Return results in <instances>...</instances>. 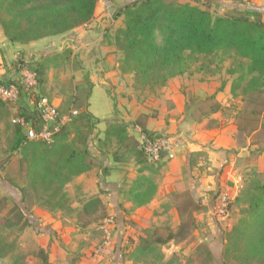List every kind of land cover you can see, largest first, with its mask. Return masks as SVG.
Returning a JSON list of instances; mask_svg holds the SVG:
<instances>
[{
	"label": "rangeland",
	"instance_id": "1",
	"mask_svg": "<svg viewBox=\"0 0 264 264\" xmlns=\"http://www.w3.org/2000/svg\"><path fill=\"white\" fill-rule=\"evenodd\" d=\"M211 1L218 5L210 7L213 16L229 15L230 5L242 4L259 12L264 22V0ZM178 2L204 7V0ZM112 21L105 22L99 30L88 27L92 36H85L76 46L66 45L64 34L56 45L46 42L12 49L1 43L0 70L6 73L1 80L20 81L24 73L41 66L43 74L34 95L55 101L61 117L77 112L51 146L63 139L65 150L86 154L92 164L89 172L64 187L58 206L46 205V198L40 199L28 188L27 163L22 155L26 146L12 151L15 129L10 121L27 109L25 95L16 106L6 107V113L0 111V264H42L41 251L49 264H226V235L237 223L241 210L233 203L235 193L254 179H264V93L255 84L242 95L249 81L244 72L247 62L233 52L221 50L211 56H191L183 75L159 79L146 87L136 77L131 63H124L117 48L115 35L122 27V18L112 17ZM25 25L22 21L20 29L25 30ZM9 34L13 36L15 30ZM6 40L15 46L7 37ZM32 42L35 41L26 44ZM113 72L115 77L106 76ZM193 84L198 85L199 94L188 90ZM94 87L97 88L92 91ZM176 87L186 100L181 111H175L177 106L166 98L167 90ZM150 117L157 121L163 118L168 131L170 126H177L175 132L168 133L171 153L156 164L142 156L139 162L141 158L131 153L133 148L138 152L136 131L130 130L131 142L126 147L110 132L115 126L130 129L137 123L144 124ZM182 117L184 127L179 123ZM194 130L196 134L215 132L217 152L222 154L217 167L210 174L205 172V176L223 178V157L232 164L228 176L232 180L224 177L209 194L197 191L208 159L198 153L188 157V147H184L186 142H194ZM211 145L212 142L208 144ZM197 165L200 171L193 169ZM144 170L153 172L149 176L157 182L158 195L143 208H133L128 202L129 192ZM110 183L117 188V199L111 190L106 192ZM94 200L97 202L85 213L83 206ZM222 204L225 210L220 213ZM197 207L200 210L193 213V227H188L183 237L158 245L161 255L144 263L129 259L141 238L164 240L177 233L181 220L187 221L188 212ZM19 211L24 220H20ZM227 264L239 263L231 260Z\"/></svg>",
	"mask_w": 264,
	"mask_h": 264
},
{
	"label": "trees",
	"instance_id": "2",
	"mask_svg": "<svg viewBox=\"0 0 264 264\" xmlns=\"http://www.w3.org/2000/svg\"><path fill=\"white\" fill-rule=\"evenodd\" d=\"M97 1L0 0V26L11 43L26 44L63 35L88 24ZM211 5L218 6L211 0H204L203 8L178 0H136L114 12V19L122 18V27L115 35L117 48L123 54L124 63L128 66L131 63L136 77L146 87L159 79L183 75L188 71L191 56H211L221 50L233 52L247 62L244 72L249 81L241 94L245 95L249 86L255 84L259 85L258 91L264 93V22L260 20V13L240 4L227 6L231 8L227 11L229 15L213 16ZM5 19L9 22H4ZM22 21L26 23L25 30L20 29ZM10 30H15L13 36L9 34ZM35 72L39 83L43 68L39 66ZM14 129L12 151L26 146L22 155L27 163L25 179L29 190L40 199L46 198V205L58 206L64 187L73 178L89 172L92 162L86 154L65 150L63 139L54 147L38 142L24 143L22 132ZM125 130L123 126H115L110 132L123 142L127 137ZM141 156L144 158L142 153H137V157ZM154 189L147 178H141L129 192L132 203L136 206L148 203ZM95 202L85 204L83 211L88 213ZM233 203L241 206V210L237 223L226 235V264L231 260L239 264H251L252 261L264 264V179L249 182ZM199 210L198 207L191 209L187 221L181 220L177 233L164 240L141 238L129 259L144 263L161 255L158 245L183 237L188 227L195 224L193 213ZM19 216L20 220L25 219L22 211ZM24 224L27 226V221ZM42 253V264H49Z\"/></svg>",
	"mask_w": 264,
	"mask_h": 264
},
{
	"label": "crops",
	"instance_id": "3",
	"mask_svg": "<svg viewBox=\"0 0 264 264\" xmlns=\"http://www.w3.org/2000/svg\"><path fill=\"white\" fill-rule=\"evenodd\" d=\"M131 0H98L97 1V4H96V7H95V11H94V15H93V18L92 20L84 25V26H81L73 31H70L65 35V44L66 45H72L74 44L75 46L78 44L79 41H81V39H83L85 36L86 38H89L91 37V33H92V30L88 29V27H93L95 26V29L94 30H99V28H102L103 24L105 22H108V23H112V16L114 14V12L128 4ZM94 32V31H93ZM63 35H58V36H53V37H45V38H42V39H39L38 41H35V42H32V43H29L28 45L26 44H19V43H16L14 44L15 46H12V44H9V42H7L6 40V36L4 35V31L2 29V27L0 26V49H1V46H9L10 48H16V49H22V47L24 49L26 48H30V47H35V46H40L42 45L43 43H49L52 44V45H56L57 41H60L59 38H61ZM77 36H80V37H77ZM76 38V40L74 41V39ZM7 42V43H6ZM2 43V45H1ZM85 43V41H84ZM64 44V42L61 43V45ZM1 60V59H0ZM114 73V72H113ZM107 73L106 76L107 77H115V73ZM5 71L4 70H0V81H2L1 79L3 78V76L5 75ZM11 75V74H10ZM114 75V76H113ZM97 88V87H94L92 88V91ZM103 89V88H101ZM167 90V89H166ZM188 90L192 93V94H195V93H198L199 94V87L198 85H190ZM92 91H91V94H92ZM104 93H105V96H106V100L109 101V105L111 104L112 106V100L110 99L108 93L106 92V90L104 89L103 90ZM90 94V95H91ZM90 95H89V98H90ZM170 96V97H168ZM167 99L170 98L172 99V101L174 102V104L177 106V109L175 111H181L182 109V106L185 104V97L180 93V89L179 88H172V90L170 92H168L167 90ZM54 105L58 106V104H56L55 101L52 102ZM89 105V103H88ZM110 106V107H111ZM119 106V105H118ZM6 107H11L12 106H7L4 104L3 105H0V111H4L5 113L7 112V108ZM59 107V106H58ZM10 109V108H8ZM11 110V109H10ZM111 110V109H110ZM109 110V111H110ZM14 111V110H13ZM15 112V111H14ZM22 112H24V110H22ZM21 112V113H22ZM89 112V111H88ZM143 112V114L145 113L144 110L141 111ZM137 113V112H136ZM140 113V112H139ZM138 113V114H139ZM91 114V113H90ZM182 124V127H184L185 125V122H184V119L183 117L181 118L180 122ZM125 124H128L125 122ZM131 127V126H130ZM194 127V126H193ZM192 129H195V127ZM126 131H127V137L126 139L121 142V146L122 147H126L127 146V143H130L131 142V133H130V130L132 129L133 131H136L135 134L138 133V135L140 136L142 134V132H145V134H149L148 132L152 133V132H156L157 134H160L161 136H165V137H168V133H172V132H175V130L177 129V126L174 125V126H170V129L168 131V125H164V121H163V118L160 120V121H157L153 118H149L147 122H145L144 124H140V123H137L133 126V128L131 127L130 129L126 128ZM173 130V131H172ZM128 132L130 134H128ZM141 133V134H140ZM189 135V134H188ZM191 135V134H190ZM215 132L213 131H208V132H205V133H197L196 134V131L194 130V137L192 138L194 142H191V141H188L186 142V146H184L185 148L188 147V157L190 155H192L191 153H195L198 155H205V157L208 159V164L206 165V169H202L203 171V177L201 180H199L197 183V191L199 193L201 192H206L209 194V191L212 190L211 188H215L216 186H218V184L222 183L223 182V178L224 177H228L230 175V172H229V168H231L232 164L231 163H227L225 161V158L223 157L224 161L222 162V165L224 166V174H222L223 178H220V179H214L213 177H210V173L211 170H213L215 167H217V161L219 160V158H222V154H218V147H219V144L217 143V141L215 142ZM195 139H197L195 141ZM212 142V145L209 147L208 144ZM138 150V149H137ZM140 151L138 152H135V148H133V150L131 151L132 154H137L139 153ZM184 152V150H183ZM204 154H201L203 153ZM141 153V152H140ZM169 154V153H168ZM166 157V156H165ZM187 157V158H188ZM162 160V159H161ZM168 160V159H167ZM214 167V168H213ZM219 167H221V165L218 166V169ZM194 170H199L201 169V167L199 165H197L196 167H193ZM147 171H150V170H144V172H142L140 174V176L138 178L135 179V182H138L141 178H147L151 183L152 185H154V190H155V193L154 195L152 196V198L150 199V201L148 203H145L143 205H140V206H136L135 204L132 203L131 199H129V204L131 207L133 208H143L144 206L148 205L150 202H152L155 198V196L157 197V190H158V187H157V182L152 178L150 177L149 175L153 172H150L148 173ZM205 172L209 173L208 175L205 176ZM195 174L194 172L192 173V175ZM228 181L232 180L231 178H227ZM108 189H106V192H109L107 190H111L112 194H113V198H116L117 194H115V184H108ZM117 189V188H116ZM105 192V190H104ZM241 192V191H240ZM240 192H236V197L240 194ZM110 194V193H108ZM215 195V194H214ZM117 199V198H116ZM212 200V199H211ZM211 200H210V205H211ZM38 232H40L41 230H38L36 229ZM43 232V231H42Z\"/></svg>",
	"mask_w": 264,
	"mask_h": 264
},
{
	"label": "built area",
	"instance_id": "4",
	"mask_svg": "<svg viewBox=\"0 0 264 264\" xmlns=\"http://www.w3.org/2000/svg\"><path fill=\"white\" fill-rule=\"evenodd\" d=\"M38 86L36 72L23 74L20 81L13 80L0 84V103L7 106H16L23 95L26 97L27 109L16 114L10 121L13 127L18 128L23 134L24 143L38 142L46 146L55 143L62 128L70 121L71 117L77 115L76 111H71L68 116L61 117L58 106L49 102L47 98L36 97L34 90ZM137 149L147 162L156 164L161 161L164 155L171 153V142L168 137L156 136L142 133L138 139ZM224 202L225 199L222 198ZM225 210V205H221L220 213Z\"/></svg>",
	"mask_w": 264,
	"mask_h": 264
},
{
	"label": "water",
	"instance_id": "5",
	"mask_svg": "<svg viewBox=\"0 0 264 264\" xmlns=\"http://www.w3.org/2000/svg\"><path fill=\"white\" fill-rule=\"evenodd\" d=\"M134 1H136V0H131L129 3L134 2ZM230 6H232V5H230Z\"/></svg>",
	"mask_w": 264,
	"mask_h": 264
}]
</instances>
